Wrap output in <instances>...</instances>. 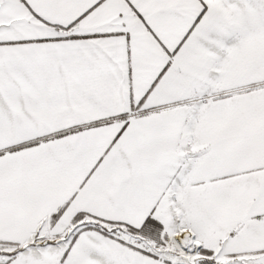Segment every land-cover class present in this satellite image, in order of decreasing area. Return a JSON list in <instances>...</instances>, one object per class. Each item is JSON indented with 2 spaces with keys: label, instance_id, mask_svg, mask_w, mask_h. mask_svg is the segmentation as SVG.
I'll return each mask as SVG.
<instances>
[{
  "label": "snow or ice",
  "instance_id": "1",
  "mask_svg": "<svg viewBox=\"0 0 264 264\" xmlns=\"http://www.w3.org/2000/svg\"><path fill=\"white\" fill-rule=\"evenodd\" d=\"M0 264H264V0H0Z\"/></svg>",
  "mask_w": 264,
  "mask_h": 264
}]
</instances>
